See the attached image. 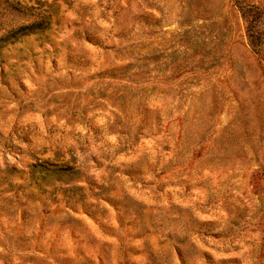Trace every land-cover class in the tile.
<instances>
[{
	"label": "rangeland",
	"instance_id": "obj_1",
	"mask_svg": "<svg viewBox=\"0 0 264 264\" xmlns=\"http://www.w3.org/2000/svg\"><path fill=\"white\" fill-rule=\"evenodd\" d=\"M0 264H264V0H0Z\"/></svg>",
	"mask_w": 264,
	"mask_h": 264
}]
</instances>
